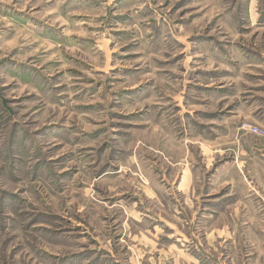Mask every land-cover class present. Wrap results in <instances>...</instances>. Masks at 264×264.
<instances>
[{"label": "rangeland", "instance_id": "rangeland-1", "mask_svg": "<svg viewBox=\"0 0 264 264\" xmlns=\"http://www.w3.org/2000/svg\"><path fill=\"white\" fill-rule=\"evenodd\" d=\"M4 1L0 264H264V0Z\"/></svg>", "mask_w": 264, "mask_h": 264}, {"label": "crops", "instance_id": "crops-1", "mask_svg": "<svg viewBox=\"0 0 264 264\" xmlns=\"http://www.w3.org/2000/svg\"><path fill=\"white\" fill-rule=\"evenodd\" d=\"M3 4V5H2ZM11 10V11H10ZM15 10V11H14ZM20 9H17L14 6H9L6 5L5 1L0 0V20H4V21H8L9 24H11V19L15 18L13 17L15 12H19ZM14 11V12H13ZM9 13L12 14V17H10ZM259 151L263 150V149H258ZM262 153H264V151H261Z\"/></svg>", "mask_w": 264, "mask_h": 264}, {"label": "built area", "instance_id": "built-area-1", "mask_svg": "<svg viewBox=\"0 0 264 264\" xmlns=\"http://www.w3.org/2000/svg\"><path fill=\"white\" fill-rule=\"evenodd\" d=\"M241 128L245 130L246 132L257 134L258 136L264 139V127L262 126H259L256 124L253 125L250 122L244 121L243 125H241Z\"/></svg>", "mask_w": 264, "mask_h": 264}]
</instances>
